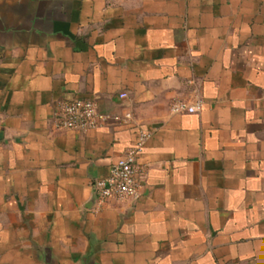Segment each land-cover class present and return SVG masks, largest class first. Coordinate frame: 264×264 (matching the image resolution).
<instances>
[{"label":"crops","instance_id":"0c3cea01","mask_svg":"<svg viewBox=\"0 0 264 264\" xmlns=\"http://www.w3.org/2000/svg\"><path fill=\"white\" fill-rule=\"evenodd\" d=\"M0 264H264V0H0Z\"/></svg>","mask_w":264,"mask_h":264},{"label":"built area","instance_id":"2783aa9c","mask_svg":"<svg viewBox=\"0 0 264 264\" xmlns=\"http://www.w3.org/2000/svg\"><path fill=\"white\" fill-rule=\"evenodd\" d=\"M121 97L125 93L120 94ZM199 104L189 105L184 101L175 102L173 112H195ZM94 101L83 98H73L59 104L55 126L60 129L87 130L95 127L101 119ZM146 134L139 133L136 144L128 148L123 156L111 164L105 176L93 181V190L96 201L100 204L108 200H123L136 198L142 179L141 168L136 163V158L142 148Z\"/></svg>","mask_w":264,"mask_h":264}]
</instances>
